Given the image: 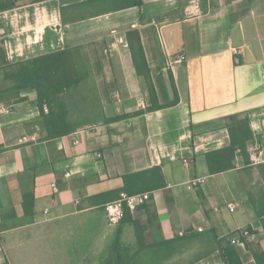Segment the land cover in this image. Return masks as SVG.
Returning a JSON list of instances; mask_svg holds the SVG:
<instances>
[{
    "label": "crops",
    "instance_id": "0c3cea01",
    "mask_svg": "<svg viewBox=\"0 0 264 264\" xmlns=\"http://www.w3.org/2000/svg\"><path fill=\"white\" fill-rule=\"evenodd\" d=\"M138 1L0 0V264H264V0Z\"/></svg>",
    "mask_w": 264,
    "mask_h": 264
},
{
    "label": "trees",
    "instance_id": "16d2710c",
    "mask_svg": "<svg viewBox=\"0 0 264 264\" xmlns=\"http://www.w3.org/2000/svg\"><path fill=\"white\" fill-rule=\"evenodd\" d=\"M34 1H42V0H34ZM140 1V0H139ZM138 1V2H139ZM8 7L2 6L0 10H5ZM0 57L4 60V51L1 49ZM55 55H46L42 57H37L32 60V64L34 65V69L30 73V77L35 80L36 88L39 91V102L38 105L44 113V103L50 104L53 97L64 90L65 86H58L55 84V79L58 73H55L56 64L54 62ZM152 97L154 101V105L150 109L159 108L163 105H160L157 101L156 92L153 87H151ZM127 115L113 117L112 120H117L120 118H124ZM233 118V117H232ZM48 127L50 129V135L56 136L59 133H66L70 129L66 128V121L62 117L61 119H51L47 117ZM53 126L55 127V131L53 130ZM248 137V134L246 135ZM234 141V145H235ZM239 145L242 147L243 152L247 153L246 151V144L244 142H240ZM235 151V146L234 149ZM224 259L227 264H242L241 260L239 259L237 253L233 249H228L224 253Z\"/></svg>",
    "mask_w": 264,
    "mask_h": 264
},
{
    "label": "built area",
    "instance_id": "2783aa9c",
    "mask_svg": "<svg viewBox=\"0 0 264 264\" xmlns=\"http://www.w3.org/2000/svg\"><path fill=\"white\" fill-rule=\"evenodd\" d=\"M180 59H183V57H181ZM261 150H262V146L259 142L252 144L248 148L249 156L253 162H259L261 160V155H260ZM184 161L185 163H187L188 159H185ZM196 182L199 183L202 182V180L197 179ZM53 186L56 187V184H54ZM150 199H151L150 192H143L133 195H130L125 192L121 193L120 197L117 200L109 203L106 206V210L108 212L110 222L112 224L119 223L124 216V210L126 206H128L132 210H135L138 208V206L143 205L148 201H150ZM237 205H238L237 202H230L228 204V207L231 211H234ZM240 234L243 237H249L251 235L248 229H243L242 231H240ZM231 242L237 244L240 242V240L237 237H233L231 239Z\"/></svg>",
    "mask_w": 264,
    "mask_h": 264
}]
</instances>
